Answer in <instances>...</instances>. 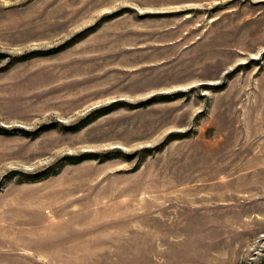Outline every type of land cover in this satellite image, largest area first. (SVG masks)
Segmentation results:
<instances>
[{"label":"rangeland","instance_id":"374dc122","mask_svg":"<svg viewBox=\"0 0 264 264\" xmlns=\"http://www.w3.org/2000/svg\"><path fill=\"white\" fill-rule=\"evenodd\" d=\"M1 128L0 264H264V0H0Z\"/></svg>","mask_w":264,"mask_h":264},{"label":"trees","instance_id":"16d2710c","mask_svg":"<svg viewBox=\"0 0 264 264\" xmlns=\"http://www.w3.org/2000/svg\"><path fill=\"white\" fill-rule=\"evenodd\" d=\"M49 53H52V51L49 50H36L33 52H29L27 54H23L20 56H15L13 61L14 63L17 62H21V61H26L29 60L33 57H38V56H43V55H48ZM85 125V124H84ZM83 126H74V125H66V124H53V125H49L47 127H45V129H51V128H59L61 131L64 132H77L79 131ZM0 133L3 134H7L9 133L7 129L1 128L0 129ZM85 156V155H84ZM74 163V162H73ZM65 164H61L57 167H50L40 173H33V174H26V178L25 181H38L41 180L43 178L52 176V175H56L60 172L62 166H64Z\"/></svg>","mask_w":264,"mask_h":264}]
</instances>
